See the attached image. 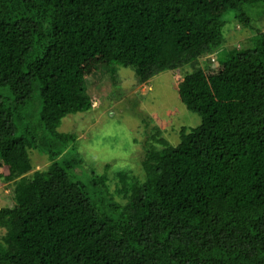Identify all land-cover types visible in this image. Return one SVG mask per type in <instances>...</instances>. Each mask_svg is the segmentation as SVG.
Wrapping results in <instances>:
<instances>
[{
  "label": "trees",
  "instance_id": "1",
  "mask_svg": "<svg viewBox=\"0 0 264 264\" xmlns=\"http://www.w3.org/2000/svg\"><path fill=\"white\" fill-rule=\"evenodd\" d=\"M258 4L0 0V180L14 202L0 207V264H264V32L222 46L226 18L252 29L243 8ZM208 55L213 66L174 84L197 125L172 144L164 118L145 115L160 147L145 149L140 174L84 173L76 135L58 127L92 108L86 78L131 67L147 84ZM34 89L39 131L19 127ZM30 149L44 169L32 171Z\"/></svg>",
  "mask_w": 264,
  "mask_h": 264
},
{
  "label": "rangeland",
  "instance_id": "2",
  "mask_svg": "<svg viewBox=\"0 0 264 264\" xmlns=\"http://www.w3.org/2000/svg\"><path fill=\"white\" fill-rule=\"evenodd\" d=\"M243 10L251 17L252 29L242 27L234 17L229 22L226 18L222 30V46L225 50L251 47L252 35L257 30L264 32V12L260 13L261 5L244 6ZM227 14L228 17L232 16ZM213 64L214 56L208 55L197 62L159 72L147 84L137 81L131 67H117L113 76L115 80L105 69L98 67L94 75L85 80L92 108L87 112L66 115L58 127L61 132L76 135V149L82 155L83 162L80 167L84 173H89L90 170L101 173L105 164H108L107 175L110 181L114 174L112 171L117 168L127 167L133 174H140V162L145 149L150 144L160 147L152 140L150 132L157 122L150 119L145 124L142 119L145 115L147 118L150 113H157L165 120L164 126L160 127V136L169 143H177L179 128L182 125H197L199 116L187 110L178 100L174 84L196 68L211 67ZM6 92L4 89L3 93ZM39 107L38 91L34 89L31 104L19 111V127L39 131ZM166 110L174 113L167 115ZM28 154L33 165L32 171L44 169L49 163L45 154L31 149ZM75 171L79 170L75 168ZM12 189L13 183L0 180V207L13 205ZM3 230V227H0V238Z\"/></svg>",
  "mask_w": 264,
  "mask_h": 264
}]
</instances>
